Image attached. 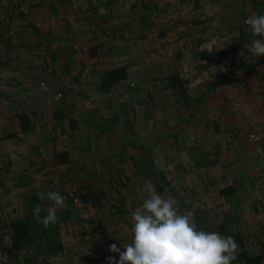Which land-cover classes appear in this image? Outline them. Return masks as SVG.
<instances>
[{
    "label": "crops",
    "instance_id": "0c3cea01",
    "mask_svg": "<svg viewBox=\"0 0 264 264\" xmlns=\"http://www.w3.org/2000/svg\"><path fill=\"white\" fill-rule=\"evenodd\" d=\"M154 7L167 10L174 23L156 21ZM60 12L66 15L63 23L57 19ZM253 13L264 14V0H43L31 28L20 25L14 36L0 28V204L10 215L20 205L27 207L25 213L33 212L42 204L38 193L58 191L66 207L57 216L67 221L68 211L86 217L92 213L89 222L96 221L95 243L102 248L100 257L84 256L89 244L77 232L69 233L61 236L62 248L49 250H65L66 255L44 264H109V256L118 260L119 253L109 246L115 243L123 251L122 243L130 242L132 213L142 205L143 183L149 178L165 197L171 194L166 188L172 177L190 180V189L175 185L181 192L176 202L195 208L198 230L239 233L251 254L264 253V157L256 155L253 169H243L253 164L235 147L236 153H224L220 169V159L208 162L191 149L194 135L210 134V117L216 113L212 103L226 112L228 123L243 122L245 112L255 121L262 118L257 125L264 127V107L256 100L264 94V62L247 51L254 37L244 23ZM61 37L69 45L61 54L52 53V40ZM221 39L226 41L218 43ZM49 60L55 70L49 89L42 90V66ZM116 66H126L129 77L103 87L106 70ZM156 70L165 80L178 73L188 96H195L191 104L173 87L163 96L156 92L151 76ZM234 78L241 79V87L231 86ZM130 82L136 87L130 88ZM56 91L64 92L61 100L55 99ZM150 97H155L152 103ZM21 113L32 123L27 131L21 130ZM241 143L236 138L224 146ZM58 152H67V161L57 164ZM174 152L172 159L167 157ZM205 170L207 180L202 181ZM77 176L83 178L80 195L92 190L96 203L84 201L87 205L78 208L67 196ZM116 177L132 178L139 196L130 197L129 187L110 188L107 178ZM224 179L230 182L218 183ZM24 221L13 220L12 232L0 231V264H26L25 256L33 258L18 245Z\"/></svg>",
    "mask_w": 264,
    "mask_h": 264
},
{
    "label": "clouds",
    "instance_id": "9594fccd",
    "mask_svg": "<svg viewBox=\"0 0 264 264\" xmlns=\"http://www.w3.org/2000/svg\"><path fill=\"white\" fill-rule=\"evenodd\" d=\"M244 23L254 37L247 51L264 56V14L253 13ZM254 155L264 157V148L257 146ZM143 192L142 205L132 213L131 240L122 243L123 251L115 243L109 246L111 252L119 253L118 260L114 256L107 258L109 264H232L238 258L239 245L231 235L197 229L195 208L181 213L175 198L162 196L151 182H145ZM38 196L52 203L43 217L41 207L36 206L34 217L45 228L55 225L58 210L66 207V198L58 191L40 192Z\"/></svg>",
    "mask_w": 264,
    "mask_h": 264
},
{
    "label": "rangeland",
    "instance_id": "374dc122",
    "mask_svg": "<svg viewBox=\"0 0 264 264\" xmlns=\"http://www.w3.org/2000/svg\"><path fill=\"white\" fill-rule=\"evenodd\" d=\"M183 37H188L187 35H183ZM224 41H226V39H221V41L219 42V41H217L218 43H224ZM222 50H224V49H222ZM225 65V64H224ZM230 66V65H229ZM228 66V67H229ZM230 68H232V66H230ZM232 70H233V68H232ZM155 73H157V75H158V77H155L154 76V74ZM152 81H153V84L155 85V90L157 89V91L156 92H159L162 96L165 94L164 92H165V90L167 89V86H163V85H158L157 84V79H161V80H165V76L164 75H162V73L159 71V70H156V71H154L153 73H152ZM149 78H150V74H149ZM236 80H239L240 82H238V83H236V81L235 80H233V81H231V86H233V87H236L237 88V86L238 87H241L242 86V82H241V79H239V78H235ZM150 80V79H149ZM166 81V84H167V80H165ZM133 83H135V82H133ZM151 82L150 81H148L147 82V85L148 84H150ZM238 84H240V85H238ZM136 87V84L135 85H131L130 84V88H135ZM150 92V91H149ZM260 95L261 94H258V96H257V98H256V100H259L262 104H263V106L262 107H264V100H261L260 99ZM160 97V96H159ZM166 97V96H165ZM149 98V97H148ZM151 99H154L155 100V97H150V103H152L151 102ZM193 100V99H195V96H191V97H188V104H191V100ZM204 100V99H203ZM247 100H248V98H247ZM145 102V101H144ZM258 102V101H257ZM216 105V108L215 109H213L212 108V105ZM210 108L213 110V111H216V113H215V115L213 116V117H210V120L212 121V122H214V124L213 125H211V126H213V127H211V128H208V131H210V134H207L206 132H204L203 133V135L201 136H197V137H194L193 136V138H195V140L193 139V141H192V144H194V145H192V155H194V156H201V158L204 160H206V157H204V155L205 154H207V152H208V154H209V152L212 150V149H216V152H217V156H218V158L220 159V163L218 164L219 165V168L220 169H222L223 168V162H222V158H223V155H224V153L226 152H228V153H233L234 151H235V147H236V149H237V147H238V149H240L241 151H239V152H243V154L247 157V158H249L248 159V161H249V164H251L252 162H253V160L255 159V156L256 155H254V150H253V148L251 147V144L249 143V142H247V140H245V139H239L240 141H242V145H239V146H230V148H227L226 146H224L225 144L227 145V143L228 142H230V141H232L233 139H236V138H233L232 140H229L228 139V133L226 132V128L228 127L227 125H229V124H232V123H238V124H243V123H246V122H248V124L252 127V128H254V129H259V130H261V131H264V127H259V125L260 124H262L261 123V119H260V117H258L257 118V120L256 121H259V123H257L256 121H255V118L251 115V114H244L245 112H243V115H244V117H243V119H244V121L243 122H232V123H228V122H226L225 120H223V116H222V114L224 113V110L223 109H219L218 108V105L216 104V103H212L211 105H210ZM218 110V111H217ZM261 110V109H260ZM253 120H254V122H256L255 124L253 123ZM216 122L218 123V125L219 126H217L216 125ZM223 122H226V123H223ZM257 124H259V125H257ZM255 125V126H254ZM258 127H257V126ZM211 129V130H210ZM198 131V130H197ZM175 131H173L172 130V133L171 134H173ZM189 132L190 133H194V132H196V131H193V130H189ZM189 133V134H190ZM142 135H145V133H143ZM192 135V134H191ZM177 137H178V135H177ZM171 139H172V136H171ZM174 139V138H173ZM233 149H234V151H233ZM185 149H183L182 151H184ZM171 151H173V150H171ZM176 152H174V153H170L169 155H167V157H169V158H171L172 159V156H173V154H175ZM189 153L190 152H187V155H189ZM234 153H236V152H234ZM208 154H207V156H208ZM189 157V156H188ZM222 159V160H221ZM255 162V161H254ZM259 163V162H258ZM253 164V163H252ZM194 166V165H193ZM153 167H155V168H157L155 165L153 166ZM252 168L253 169V167H254V164L253 165H246V164H244L243 166H242V168L243 169H249V168ZM238 169H241V167H239ZM237 169V170H238ZM202 173L205 175V177H202L201 179H202V181H205V180H207V172H206V170L205 171H202ZM240 176H241V174H240ZM252 176V175H251ZM168 178V181H169V176L167 177ZM197 178L199 179V181H200V177H198L197 176ZM235 179H236V175H235V177H234ZM246 178L248 179V178H250V176L248 175V177L246 176ZM259 178V177H258ZM179 180H177V178H171V182L169 181L168 183H169V187L170 188H166L168 191H170V195L169 196H172V197H174L175 198V200L176 201H180L179 200V197H180V194L179 193H181V192H177V189H179L178 187L176 188L175 187V185L176 184H182L184 187V189H187L188 187H189V185H190V183H188L189 181H187V180H183V178H178ZM81 180H83V178L82 177H75L74 178V180L71 182V184H75L76 186H82L83 185V183H82V185H80L81 183L79 182V181H81ZM256 180H257V178H256ZM107 182L106 183H108L109 185H110V188H113L114 190H117L118 189V186H120V187H129L130 189V197H138L139 196V194L136 192V190H137V186H135L134 185V183H133V180H132V178H129V177H116V178H107V180H106ZM147 182H151V183H153L154 185H155V182H154V179H151V178H149L148 180H146ZM181 181H182V183H181ZM201 182V181H200ZM230 182V180H226V179H224L223 181H219L218 183H221V184H228ZM244 183H245V181H243ZM64 184L65 182H61V184ZM79 183V184H78ZM140 183H142V182H140ZM62 184V185H63ZM174 184V185H173ZM61 185V186H62ZM143 185H144V183H143ZM178 185H176V186H178ZM60 186V187H61ZM156 186V185H155ZM64 188V186H62V189ZM142 189V188H141ZM171 189V190H170ZM188 189H190V188H188ZM186 193V192H185ZM185 193H183V194H185ZM40 203H42V204H40L39 206L41 207V208H44L45 207V205H49L48 203H52L50 200H47V199H44V200H42V201H40ZM44 203V204H43ZM176 206H177V208H178V210L181 212V213H184V212H187V211H191V209L189 208L188 209V207H187V205L185 206V205H181V204H176ZM48 207V206H47ZM132 209H133V206L131 207ZM27 214H28V212L27 213H25V214H23V216H21V215H19V214H17L15 211H11V216H12V218H14V220L15 219H18L19 220V222H20V219H22L23 217H24V220L27 218ZM92 213H90V216H92L91 215ZM73 216H69L70 217V220H64V218H63V215H61L60 217L59 216H57L58 217V219H57V222H60L62 225H61V236L62 235H67V234H69V233H75V232H77V234H78V236H79V238H80V241H82L83 240V235H84V232L86 231V230H88V229H90V232H92V233H94V232H96V229H95V227H96V225H95V223H96V221L94 220V219H92V221L93 222H89L90 221V216L89 217H86V216H81V215H79V214H76V213H73L72 214ZM82 217L83 219L84 218H86V219H80V221H78V219L76 220V217ZM130 217H131V215H130ZM83 220V221H82ZM85 221H87V226L86 225H82V223H85ZM17 222V221H16ZM65 222V223H64ZM66 222H70L69 224L68 223H66ZM64 223V224H63ZM90 223V225H88ZM15 224V223H14ZM14 224H13V227H14V229L16 228V224H15V226H14ZM76 224V225H75ZM97 224V223H96ZM70 227H74V231H72V232H70V230H69V228ZM87 227V228H86ZM19 228H20V225H19ZM86 228V229H85ZM35 229H32L31 231H30V236L31 235H33L34 233H35V231H34ZM200 230H203V229H200ZM2 232H6V231H2ZM226 236H228V234L226 235ZM52 236H50V238H51ZM52 239V238H51ZM79 241V243H82V242H80ZM78 243V244H79ZM78 244L76 245V246H78ZM42 248V253H49V250H51V249H53L54 248V244H53V242L52 243H50V242H48V243H46L45 242V244L41 247ZM29 257H27V256H25L24 257V260H25V263L26 264H36L37 263V261L36 260H34L33 258H29ZM42 264H44V263H46V262H41ZM238 264H243V263H241V262H238Z\"/></svg>",
    "mask_w": 264,
    "mask_h": 264
},
{
    "label": "built area",
    "instance_id": "2783aa9c",
    "mask_svg": "<svg viewBox=\"0 0 264 264\" xmlns=\"http://www.w3.org/2000/svg\"><path fill=\"white\" fill-rule=\"evenodd\" d=\"M42 1L43 0H0V28H3L11 36H14L17 33V28H20V25H23L24 28H26L27 26H28L27 28H31L30 27L31 22L33 21L36 22L35 19L36 9L41 4ZM152 10H153L152 16L153 18H155L156 21L164 19L166 21H170L171 24L174 23L167 10L164 9L161 10L155 7ZM57 19L59 23H63L65 22L66 15L63 12H60L58 14ZM69 43L70 42L67 37L54 38L50 44V50L52 53L61 54L64 51V49L69 45ZM167 50L168 52L170 51L169 48H167ZM42 69L46 73L40 80L39 86L42 88V90L43 89L47 90L50 87L49 76L50 74L54 73L55 67L52 65V62L50 61L48 63H44ZM154 76L158 77L157 73H155ZM234 80L236 81V83L240 82L235 78ZM156 82L158 85L167 86L165 80L157 79ZM130 84L135 85V83L133 82H130ZM63 97H64L63 91H56L55 93L56 100H61ZM260 99L264 100V94L260 95ZM212 108L215 109L216 105L215 104L212 105ZM224 114H222V116ZM227 126L228 127L226 128V132L228 133L227 135L229 140H232L233 138H239L242 140L245 139L247 140V142L251 144V147L253 148L254 151L257 146L264 148V131L252 128L248 124V122L243 124L232 123ZM215 156H217L216 149H212L208 154V158L213 159ZM2 177L3 174L0 172L1 181H2ZM1 181H0V185H1ZM67 196L73 199L75 202H77L78 208H83L85 207V205H87L84 203V200L82 199L79 193V188L75 184L74 185L71 184L70 187H68ZM14 211L16 213L19 212L22 215L27 211V207L25 205L16 206ZM13 220L14 218H12V216L5 209V207L0 204V231L8 230L9 232H12L14 229ZM69 230L70 232L74 231V227H70ZM95 234L96 233L90 232V229L84 232L82 242L89 244L88 248L85 247V249L82 252L84 256H88L90 254L91 255L96 254L99 257L102 256L101 254L102 248L99 245H97V243H95L96 242ZM35 249L36 246L32 245L30 247V253L32 252L33 255H37V258L40 262L51 263L55 258L64 257L66 255L65 250H59L51 254V253H42V252L37 253Z\"/></svg>",
    "mask_w": 264,
    "mask_h": 264
},
{
    "label": "trees",
    "instance_id": "16d2710c",
    "mask_svg": "<svg viewBox=\"0 0 264 264\" xmlns=\"http://www.w3.org/2000/svg\"><path fill=\"white\" fill-rule=\"evenodd\" d=\"M264 62V56H261L258 59V63ZM129 77V73L126 66H116L113 68H109L106 70L101 85L103 87H113L117 85L121 80L126 79ZM167 87H173L177 89L182 97L185 103L188 102V93L186 92L185 82L181 78V76L178 73H172L171 75L167 76ZM19 121L21 125L22 131H27L31 129L32 123L30 121L29 115L26 113H21L19 115ZM13 135H16L13 134ZM208 154V152H207ZM207 154L204 155L206 157V160L211 163H215L218 161V157L215 156L213 159L208 158ZM55 162L62 163L67 161L68 154L67 152H58L55 155ZM81 197L84 201H93L96 203L95 194L92 190H86L84 193H81ZM47 209V208H46ZM46 209H41L40 216L43 217L46 215ZM73 213L71 211L67 212V217L73 216ZM65 223V222H64ZM63 223V224H64ZM61 223L56 222L55 225H49L48 228H45L43 224L38 223L37 219L34 217L33 212H28L27 218L25 219L23 223L24 230L22 234L19 236L18 239V245L20 247V250H22L25 254H31L30 253V247L32 245L36 246L37 253L42 251V246L48 242L54 244L53 249H60L62 248V241L61 239ZM32 229H35V233L30 236V231ZM231 235L235 241L239 245V256L238 258L233 261L234 262H242L243 264H264V253L261 254H251L246 246H245V240L244 238L239 234H229ZM228 235V236H229ZM52 236V239L50 238ZM50 238V239H49ZM264 249V244H262ZM37 258V256L33 255V258Z\"/></svg>",
    "mask_w": 264,
    "mask_h": 264
}]
</instances>
